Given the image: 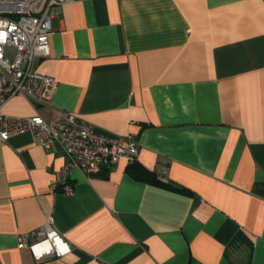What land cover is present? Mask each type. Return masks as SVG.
Returning <instances> with one entry per match:
<instances>
[{
	"label": "crops",
	"instance_id": "crops-1",
	"mask_svg": "<svg viewBox=\"0 0 264 264\" xmlns=\"http://www.w3.org/2000/svg\"><path fill=\"white\" fill-rule=\"evenodd\" d=\"M38 73L49 105L132 135L137 163L186 193L138 181L125 160L51 192L66 162L29 133L0 141V264H264V0H86L55 8ZM52 216L71 244L38 261L17 237Z\"/></svg>",
	"mask_w": 264,
	"mask_h": 264
},
{
	"label": "built area",
	"instance_id": "built-area-1",
	"mask_svg": "<svg viewBox=\"0 0 264 264\" xmlns=\"http://www.w3.org/2000/svg\"><path fill=\"white\" fill-rule=\"evenodd\" d=\"M81 1L86 0H0V141L5 143L11 136L29 133L47 149L59 145L66 162L55 172L50 190L72 196L75 185L70 172L79 170L88 176L122 160L133 165L139 156L138 141L132 135L101 133L92 123L70 112L47 121L39 114L9 116L4 108L17 95L35 106L52 102L58 81L38 73L36 64L50 55L52 11ZM53 223L52 216L47 215L41 228L17 237L18 248L29 250L37 262L65 258L72 251L71 244Z\"/></svg>",
	"mask_w": 264,
	"mask_h": 264
},
{
	"label": "trees",
	"instance_id": "trees-1",
	"mask_svg": "<svg viewBox=\"0 0 264 264\" xmlns=\"http://www.w3.org/2000/svg\"><path fill=\"white\" fill-rule=\"evenodd\" d=\"M127 170L129 172V174L133 178H135V180L143 181V182H147V183L149 182V183L154 184L156 186L164 187V188L174 190V191H178L181 193H186L185 189H179V188L171 186L170 184H168L166 182L160 181V179L158 178V176L156 175L155 172L147 170L145 167L141 166L137 162L133 165H130Z\"/></svg>",
	"mask_w": 264,
	"mask_h": 264
},
{
	"label": "rangeland",
	"instance_id": "rangeland-1",
	"mask_svg": "<svg viewBox=\"0 0 264 264\" xmlns=\"http://www.w3.org/2000/svg\"><path fill=\"white\" fill-rule=\"evenodd\" d=\"M13 52L8 53V56L12 58Z\"/></svg>",
	"mask_w": 264,
	"mask_h": 264
}]
</instances>
